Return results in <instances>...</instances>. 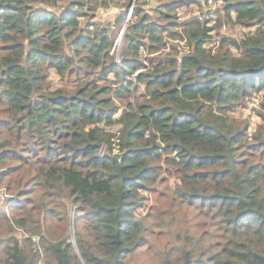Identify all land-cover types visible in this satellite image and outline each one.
Listing matches in <instances>:
<instances>
[{"label": "trees", "instance_id": "obj_1", "mask_svg": "<svg viewBox=\"0 0 264 264\" xmlns=\"http://www.w3.org/2000/svg\"><path fill=\"white\" fill-rule=\"evenodd\" d=\"M216 1L127 0L109 28L108 1L0 0V264H264V110L235 114L264 108V0ZM163 169L185 183L148 221Z\"/></svg>", "mask_w": 264, "mask_h": 264}, {"label": "rangeland", "instance_id": "obj_2", "mask_svg": "<svg viewBox=\"0 0 264 264\" xmlns=\"http://www.w3.org/2000/svg\"><path fill=\"white\" fill-rule=\"evenodd\" d=\"M95 1H98V2L108 1L111 4L109 8L98 7V14H97V18L100 19V22L103 23V26H106L109 28L111 26L110 22H112L115 19V16H117L118 13H120L125 8L129 9V7L123 6L125 4V1L127 0H94V2ZM164 1H168V0H130V7H134L136 4L142 3L143 7L147 11L152 13L153 11L152 8ZM219 8H220V4L218 1L213 0L212 2H209V1L203 0L202 7L199 4H194L193 6H186V7L181 6L180 8H178V10H179V15H182L184 19L188 18L190 15H202V17L205 18L207 15L208 17H210L211 14H214V18L217 21V19L220 17L216 13L217 10H219ZM206 11H210V12H208V14L205 15L204 12ZM211 24L212 25L214 24L213 21H208V25H211ZM250 29L252 28H247L241 25H236V24H233L232 26H230L226 21H223L221 26L215 28V30L213 31V35H214V39L218 41L220 38L219 36L223 34H230L234 37L241 38L244 35H246ZM121 32L118 34V37H117V46L119 50L122 44L121 43V40H122ZM176 41L179 42L180 49H182V51H187L188 46L184 40H176ZM167 49H168V46L166 47V50ZM150 55H153V53L148 52V51L144 52L145 57H148ZM53 79H54V85L60 86L63 84V80L58 75L53 74ZM259 95H261V92L258 93V96L250 100L249 106L247 108H239L237 111H235V114L238 116H242V117H249V119H251L252 122L258 123L261 118L255 112V108L260 107L261 109L264 110V108L261 107L262 97ZM129 98L135 99V100L142 99L139 94H134L133 96L122 95V99H123L122 101H127ZM120 103L123 105L121 101ZM117 127L118 125H114L113 127L109 126L108 129L112 128V131L115 133ZM101 152L106 153L107 149L104 148L102 149ZM162 171H163V174L160 176V182L154 185L153 189H142V192L146 197L147 213H150L148 221H155L161 218V216L169 215L171 204L177 201V199H175L173 189L178 183L179 184L185 183L184 181L180 180L174 175H170L167 170L165 171V169H163ZM2 185H4V183H2ZM1 188H2L1 189L2 192L0 194L1 200L8 197L9 195L11 196V193H9V189H7L5 186H2ZM36 211L38 210L37 209L31 210V212H34V214L37 215ZM161 225L162 223L158 222L157 226L153 227L156 234H154L152 239L155 238V240L159 243H163L166 241V236L162 232L163 230H162ZM17 232H18V235L20 236L29 235V233L24 228H18ZM71 238H74L73 227L71 229ZM144 259L149 261V257L147 255L144 256Z\"/></svg>", "mask_w": 264, "mask_h": 264}, {"label": "built area", "instance_id": "obj_3", "mask_svg": "<svg viewBox=\"0 0 264 264\" xmlns=\"http://www.w3.org/2000/svg\"><path fill=\"white\" fill-rule=\"evenodd\" d=\"M206 1H209V2H212L213 0H206ZM119 57V60H120V56H118ZM2 192V191H1ZM1 194V193H0ZM33 238H34V240L36 241L37 240V238H38V236H33Z\"/></svg>", "mask_w": 264, "mask_h": 264}, {"label": "clouds", "instance_id": "obj_4", "mask_svg": "<svg viewBox=\"0 0 264 264\" xmlns=\"http://www.w3.org/2000/svg\"><path fill=\"white\" fill-rule=\"evenodd\" d=\"M129 14H130V12H129ZM129 14H128V15H129ZM101 151H102V150H101Z\"/></svg>", "mask_w": 264, "mask_h": 264}]
</instances>
